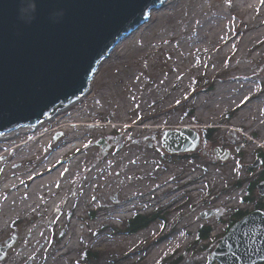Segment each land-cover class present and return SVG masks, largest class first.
Returning <instances> with one entry per match:
<instances>
[{"label":"rangeland","instance_id":"obj_1","mask_svg":"<svg viewBox=\"0 0 264 264\" xmlns=\"http://www.w3.org/2000/svg\"><path fill=\"white\" fill-rule=\"evenodd\" d=\"M176 1L166 0L154 9L151 19L119 41L111 56L97 66L85 97L63 109L60 120L56 118L58 121L50 122L38 134L31 130L2 150L3 154L15 147L2 164L3 170L16 166L0 183V205H8L0 215V264H49L71 232L75 235L70 239L66 264H80L85 244L99 250L95 264H206L209 252L191 247L199 226H210L211 236L221 234L225 225L218 220L227 222L234 210L252 211L255 203L264 202L257 188L252 190L251 203L242 200L248 196L247 182L257 185L264 175V163L251 166L264 154V124L259 126L257 119L250 117L240 123L237 120L244 105L264 96V40L244 51L252 62L239 63L250 73L241 82L255 79L256 93L242 105L215 116L216 109L211 106L214 92L230 82L229 74L205 63L204 55L194 51L191 42L199 29L188 28L183 8L188 0ZM235 1L191 0L193 7L208 12L210 4L218 5L227 34L232 36L233 29L238 30L233 40L244 34L235 16L240 12ZM229 46L227 42L215 51ZM238 54L232 53L231 60ZM204 78L213 87L197 94L196 87L202 86L199 79ZM159 83L164 87L156 100H139ZM188 108H192V116ZM77 120L83 121L78 130ZM204 129L215 130L206 144L200 138ZM77 132L80 136L73 138ZM172 132L197 134L199 142L191 150L171 153L163 139ZM99 140L106 143L104 151L96 145ZM32 143L39 147L17 156L19 148ZM217 147L229 152L226 160L216 158ZM59 152L62 155L47 166L54 168L39 173L42 176L37 174L47 168L42 164ZM183 154L196 157L191 161L177 157ZM56 172L58 176H54ZM43 178L51 181L49 193L35 195L31 203L26 193ZM239 180L244 181L243 187L234 189ZM20 208L25 209L19 212ZM153 210L165 219L133 236L113 233L111 228L120 226L133 212L148 214ZM210 211L215 214L202 219L201 215ZM90 214L95 216L93 221L88 220ZM164 234L167 238L161 239ZM211 244L213 250L216 243ZM160 248L165 250L156 260L148 261Z\"/></svg>","mask_w":264,"mask_h":264},{"label":"water","instance_id":"obj_2","mask_svg":"<svg viewBox=\"0 0 264 264\" xmlns=\"http://www.w3.org/2000/svg\"><path fill=\"white\" fill-rule=\"evenodd\" d=\"M166 0H0V134L34 126L83 96L99 63ZM197 134L164 137L169 152L193 149ZM103 151L104 140L96 142ZM221 161L229 152L215 148ZM261 164L258 160L252 167ZM264 196V181L256 186ZM215 211L203 213L207 219ZM264 262V212L235 222L207 264Z\"/></svg>","mask_w":264,"mask_h":264},{"label":"bare ground","instance_id":"obj_3","mask_svg":"<svg viewBox=\"0 0 264 264\" xmlns=\"http://www.w3.org/2000/svg\"><path fill=\"white\" fill-rule=\"evenodd\" d=\"M177 1H179V0H177ZM213 4L209 5V12L207 11L208 9L206 10L204 8H199V7H198L199 9L198 8L196 9L195 6L193 7V2H191V0H188L186 3L184 2L183 8H185L184 9V13L186 14L185 20L188 23L187 24L188 28H191L192 30L195 28L199 29L198 37L195 40H192V42H191V46L193 47L194 51H196L199 55H204L203 57H205L204 58L205 63H210V65L214 66L215 68H223V72L226 74H229L227 76V79L230 82L226 83L224 85L218 86L214 92L215 98H213L211 106L216 109L215 116H217L219 114H222L225 111V109H229L230 107H236V106L242 105L243 103H245L246 100H248L252 95H254L256 93V89H255V86L253 84L254 82H256L255 79H252V81H249L246 83L241 82L243 80H246L250 76V73L247 72V70H248L247 66H244L243 64H239V63L246 62V61L252 62L253 58H251L247 55L248 52L251 49H254L257 46H259L260 43L264 40V0H236L234 2V6H236V7L240 6V9H239L240 12L236 13L235 16H236V18H238L239 25L241 24V26L244 27V29L241 31V32H244V34H242V36L240 38H237L234 40L232 39V36L234 33L238 32V30L233 29L232 36L227 34V26H226V24H224V17L225 16L221 12V10L218 9L219 8L218 5H217V7H218L217 8ZM199 5L197 3V6H199ZM152 9H150V11H149L147 20L151 19L153 14H155V11H154L155 8H152ZM251 11L253 13L252 14L253 16L247 17L248 16L247 14ZM162 13L163 12H161L160 15H163ZM205 39H207V41H206V43H203V40H205ZM166 40H168V38H165L164 41H166ZM227 42L230 45L228 48L229 50L225 47L224 48L222 47V49L220 51H215V48L223 46V44H226ZM116 48H117V46H116ZM116 48H114L112 50V52H110V53L112 54ZM245 50H247L248 52H244ZM235 51H238L239 54L237 57H234L231 60L230 56ZM111 54L107 58H109L111 56ZM130 54H132V53H130ZM222 62H224L225 64L229 63V65L225 66L224 63L222 64ZM163 87H164V84L159 83L153 89H149L144 94V96H142L141 99H139V100L143 103L148 101V100H153V101L156 100L157 99L156 97L159 96ZM85 94L67 106L55 108L53 111L50 112V114L48 113L43 120H41L40 122H38L34 126H30V125L20 126L18 128L12 129L8 132H3L0 134V169H1L0 173H2L0 175L1 176L0 183L3 182V180H5V178L8 177L9 171L13 170V169L11 170V168L16 166V164H13V165L9 166L7 169L3 170V168H2V166H3L2 164L7 159L10 158V154L12 152V149H15V147L14 148L10 147V149H8L6 152H4L2 154V150H5V148H7L8 143L15 144V143L21 141L22 138L24 137V135L27 134L28 132H30L31 130L36 131L37 134L39 132L43 131L44 128L46 126H48V124L50 122L54 121L56 118H58V120H60L62 118L61 111H63V109L65 110L66 108H70V106H72L74 103H76L77 101H79L80 99L85 97ZM201 101H204V100H200L199 102H201ZM132 110L133 109L128 110L127 112L129 113ZM248 117H250L251 119L252 118L257 119L256 123L258 122L259 126H262L264 124V96L259 98L258 100L252 101L251 103H249L247 105H244L243 108L241 109L240 115H238L237 120L240 123L242 121H245ZM121 118H123V117H121ZM69 121H70V119H69ZM84 121H86V120H84ZM77 122H79V125H76L77 126L76 129L78 130V129H81L80 123L83 121L77 120ZM258 124H255V125H257V126H255V128L258 127ZM85 127H86V125H85ZM79 134H81V133L77 132L75 135L73 134L72 137L74 138L75 136H80ZM262 137H264V136H262ZM37 147H39V146L32 143L30 146L26 147L25 149L19 148L17 156L19 157L22 155H26L27 153H31L33 151V149H36ZM61 155H62V152L55 154L54 156H52L50 158V160H48L47 162H44L42 164V167H47L48 164L52 163L54 160L59 158ZM16 163H18V162H16ZM109 166H111V165H109ZM51 168H54V165L49 166L47 168H44L43 170L39 171L37 174L41 173L42 171L45 172L47 170H50ZM58 174H59V172H56V173H54V176H58ZM42 175H44V174H42ZM42 175H40V176H42ZM110 175H111V173L109 174V176ZM113 175H115V174H113ZM40 176H38V177H40ZM50 182L51 181L43 178L42 180H39V181H37L31 185L30 191L26 193V194H29V196L31 198V203L34 201L35 195L44 196V195H47L49 193V190L47 189V185ZM19 194L21 195V194H23V192L20 191ZM7 206H4V207L6 208ZM4 207L2 205H0V215L5 212ZM23 209H25V208H20L19 212H22ZM74 235H75V233L71 232L68 236H66L64 242H62V245L59 246V252L57 253L55 259L52 260V262H50L49 264H66L65 262H67L69 260L68 253L72 248V246L70 244V239ZM173 240H174V238H173ZM34 242H35V240H34ZM164 250H165V248H160L157 252H154L153 254H151L150 259L148 261L156 260L157 257ZM150 263H152V262H150Z\"/></svg>","mask_w":264,"mask_h":264},{"label":"trees","instance_id":"obj_4","mask_svg":"<svg viewBox=\"0 0 264 264\" xmlns=\"http://www.w3.org/2000/svg\"><path fill=\"white\" fill-rule=\"evenodd\" d=\"M198 83V82H197ZM199 83H201V87H196L197 88V94H200L201 92H208L212 89L213 87V83L207 81L206 78L204 79H199ZM193 110L192 108H188V114L189 116L193 115ZM188 117V116H185ZM204 133H201L200 138L201 141L203 142V144H206L210 141H212V138L215 130H209V129H204L203 130ZM209 131V132H208ZM169 157H172L173 155H168ZM179 159L184 160V159H189L190 161L196 157V154L193 155H187V154H183V156H177ZM259 158L262 161V163H264V154L260 153L259 154ZM264 178V175L260 177V179ZM244 185V181L243 180H239L237 182L234 183L233 188L234 189H241ZM256 188V185L247 182V186H246V194H248L247 197H243L242 200L244 203H251L252 201V190ZM252 210H262L264 211V202H257L255 203L254 207ZM156 211V212H155ZM249 212H244L241 210H234L233 212H231L228 216L227 219V227L226 230L223 232V235L227 232V230L238 220H240L242 217H244L245 215H247ZM95 218L94 214L88 217L89 221H93ZM165 219V217L160 215V211L158 210H153L151 213L145 214L139 211H135L133 212V214L125 219L124 221H120V226H113L111 229L113 231V233H117L118 235H124V236H133L135 234H137L138 232L147 229L149 226H151L153 223H155L157 220H163ZM222 220H218V222H220ZM19 220L17 219L16 222L12 223L13 227H16L18 224ZM211 231L212 228L210 226L207 225H201L199 226V228L197 229L196 232V236L195 239L193 241L192 244V248L197 247H201V250H205L206 253H210L212 250L209 248V244L211 243H218L219 239H212L211 237ZM170 234V233H167ZM165 236H162L163 238L161 239H165L167 238L166 234H164ZM208 242V244H205L203 246L202 242ZM212 245V244H211ZM80 257V264H95L97 262V260L100 258V254H99V250L95 249L89 245H84V248L82 250V252L79 254Z\"/></svg>","mask_w":264,"mask_h":264},{"label":"flooded vegetation","instance_id":"obj_5","mask_svg":"<svg viewBox=\"0 0 264 264\" xmlns=\"http://www.w3.org/2000/svg\"><path fill=\"white\" fill-rule=\"evenodd\" d=\"M263 181H264V178H262L260 182H263ZM260 182H259V183H260ZM260 264H264V262H263V263H260Z\"/></svg>","mask_w":264,"mask_h":264}]
</instances>
